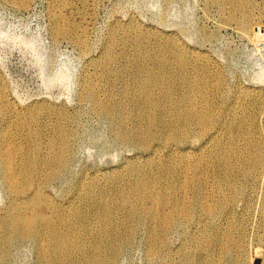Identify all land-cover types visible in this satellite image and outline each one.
Masks as SVG:
<instances>
[{
    "label": "rangeland",
    "instance_id": "obj_1",
    "mask_svg": "<svg viewBox=\"0 0 264 264\" xmlns=\"http://www.w3.org/2000/svg\"><path fill=\"white\" fill-rule=\"evenodd\" d=\"M233 2L0 0V146L4 141V148L12 153L20 146V154L35 148L42 155L48 154L44 157L39 152L42 158L48 159V140L58 137L60 130L71 134L74 149L67 174L51 180L43 189L48 199L63 208L58 212L61 217L71 213L67 207L69 203L79 206L78 209L91 206L80 199L86 191L95 193V208L104 199L115 205L123 183L132 178L127 167L145 166L143 160L133 162L132 157L137 153L133 146L116 139L121 125L127 128L135 125L138 108L126 105L123 112L113 114L112 120L104 118L89 103L79 101L81 84L93 83L101 98L109 77H113L117 88L125 86L128 92H134V84L123 68L129 70L134 66L139 59L136 52L140 50L153 60L165 63L168 59L174 64L172 55L164 53L161 45L168 43V48L175 49L173 43L177 41L190 58L183 74L194 76L199 83L206 82L213 88L221 85L220 92L213 88L206 90L204 98L196 105L200 110L208 108V115L220 111L227 99L234 101V92L240 87L264 91V82L257 79L264 75V0ZM55 19L61 20L60 23ZM55 30H65V33L55 37ZM76 37L85 40L86 46L77 45ZM200 58L206 61L201 62ZM96 60L105 66L113 61L109 77L96 67ZM194 64L200 65V69ZM87 77L92 83L86 80ZM178 91L179 87H174L170 100L178 98ZM211 94L215 97H210ZM8 106L14 110L13 114L7 113L5 108ZM10 120L17 125L9 126ZM263 122L264 118L258 117V135H264L259 126ZM174 123L172 126L179 122ZM8 132L16 136L14 141L4 138V133ZM204 155L210 159L222 158L211 150L210 143L204 149ZM127 158L128 162L125 161ZM154 172L156 180L151 190L158 196L160 168H154ZM245 191L252 200V207L244 213L246 230L245 241L238 247L240 257L226 258L231 264H250L256 250L262 251L264 261V232L258 228L259 223L264 222L263 191L260 187H247ZM14 199L23 201L7 192L0 171V219L7 217L12 209L32 208L13 203ZM225 214L215 219L217 229L224 230L232 222L242 223L240 218L229 216L224 219ZM199 215L196 212L179 235L173 237L170 241L172 251L185 244L194 248L195 244L187 240H193L196 231L203 227V218L195 224ZM114 223L113 228L109 225L106 234L101 233L102 222L95 220L90 212L86 214L85 224L77 226L75 232L78 236L91 238V242L108 241L104 243H109L115 251L113 264H155L147 256V227H135L130 241L124 243L122 239L126 234L123 230L129 227L126 213L118 212ZM10 251L11 264H38L36 249L30 241L15 242ZM203 254L215 264L219 257L218 246H210ZM171 264L179 262L175 260Z\"/></svg>",
    "mask_w": 264,
    "mask_h": 264
},
{
    "label": "bare ground",
    "instance_id": "obj_2",
    "mask_svg": "<svg viewBox=\"0 0 264 264\" xmlns=\"http://www.w3.org/2000/svg\"><path fill=\"white\" fill-rule=\"evenodd\" d=\"M229 1L234 4L233 0ZM55 20L58 24L61 21ZM64 33L65 30L53 32L55 37ZM75 43L86 46L85 40L79 37ZM167 45H161L163 52L172 55L174 64L168 59L165 63L153 60L149 54H141L139 50L136 52L139 59L134 66L129 70L123 68L134 84V92H128L125 86L117 88L113 77H109L113 61L105 66L96 60V67L110 79L101 98L89 77L86 80L92 84H81L79 101L89 103L104 118L112 120L113 114L123 112L126 105L138 108L135 125L131 128L121 125L116 139L133 146L138 153L132 157L133 162L143 160L145 166L137 169L131 165L127 167L132 178L123 183L115 205L104 199L95 208V193L86 191L80 199L91 206L78 209L79 206L69 203L67 207L71 213L61 217L58 212L63 208L44 195L43 189L50 181L60 179L69 170L74 149L71 134L60 130L58 137L48 140V159L42 158L40 150L41 155L35 148L20 154L22 148L17 146L12 153V150L4 148L3 141L0 171L5 188L23 200L17 202L14 199L13 203L32 208L12 209L7 217L0 219V264H11L10 249L18 241L34 244L38 264H113L115 251L109 243H104L108 241L91 242V238L78 236L75 232L77 226L85 224L86 214L90 212L95 220L102 222L100 232L105 234L110 224L114 227L116 214L126 213L129 227L123 230L126 234L122 239L124 243L130 241L135 227L146 226L147 256L155 264H171L175 260L179 264H212L203 253L214 244L219 249L215 264H231L226 262L227 257H240L238 247H242L245 241L244 213L252 207V200L245 191L247 187L262 188L261 206L264 208V135L256 132L258 117L264 118V91L240 87L234 92V101L227 99L220 111L208 115V108L200 110L196 105L204 98V92L213 87L206 82L199 83L194 76L184 75L187 59L190 60L188 53L177 41L173 43L175 49ZM199 61L206 60L200 58ZM194 65L200 69V65ZM257 79L264 82V75ZM118 80L122 81L121 78ZM174 87H179V96L170 100ZM213 89L220 92L221 85ZM210 97L215 96L211 94ZM5 109L7 113L14 112L9 106ZM172 122L179 123L172 126ZM9 124L17 125L12 120ZM259 126L264 133V122ZM4 138L14 141L16 136L8 132L4 133ZM209 143L217 157L222 158L205 157L204 149ZM18 154L19 158H16ZM154 168L161 171L158 196L151 190L156 180ZM196 212L200 215L195 224H199L201 218L204 221L193 240H187L195 244L194 248L185 244L172 251L170 241L179 235ZM225 212L224 219L231 216V219L240 218L242 223L232 222L224 230L217 229L214 221ZM258 228L264 232V222H260ZM262 255L261 250H256L249 263L253 264L258 259L260 264H264Z\"/></svg>",
    "mask_w": 264,
    "mask_h": 264
},
{
    "label": "water",
    "instance_id": "obj_3",
    "mask_svg": "<svg viewBox=\"0 0 264 264\" xmlns=\"http://www.w3.org/2000/svg\"><path fill=\"white\" fill-rule=\"evenodd\" d=\"M253 264H260V260L258 259L254 260Z\"/></svg>",
    "mask_w": 264,
    "mask_h": 264
}]
</instances>
